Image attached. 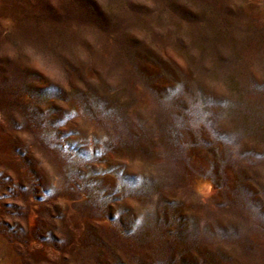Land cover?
<instances>
[{
  "label": "rangeland",
  "instance_id": "rangeland-1",
  "mask_svg": "<svg viewBox=\"0 0 264 264\" xmlns=\"http://www.w3.org/2000/svg\"><path fill=\"white\" fill-rule=\"evenodd\" d=\"M0 264H264V0H0Z\"/></svg>",
  "mask_w": 264,
  "mask_h": 264
},
{
  "label": "bare ground",
  "instance_id": "bare-ground-1",
  "mask_svg": "<svg viewBox=\"0 0 264 264\" xmlns=\"http://www.w3.org/2000/svg\"><path fill=\"white\" fill-rule=\"evenodd\" d=\"M213 187V186H212Z\"/></svg>",
  "mask_w": 264,
  "mask_h": 264
}]
</instances>
